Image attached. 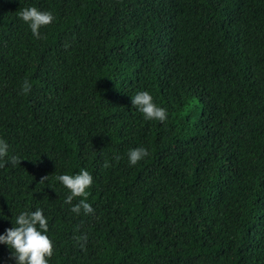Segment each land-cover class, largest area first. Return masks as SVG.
<instances>
[{"label": "trees", "instance_id": "obj_1", "mask_svg": "<svg viewBox=\"0 0 264 264\" xmlns=\"http://www.w3.org/2000/svg\"><path fill=\"white\" fill-rule=\"evenodd\" d=\"M0 139V233L41 208L49 264H264V0H0ZM81 168L89 214L53 179Z\"/></svg>", "mask_w": 264, "mask_h": 264}, {"label": "clouds", "instance_id": "obj_2", "mask_svg": "<svg viewBox=\"0 0 264 264\" xmlns=\"http://www.w3.org/2000/svg\"><path fill=\"white\" fill-rule=\"evenodd\" d=\"M18 18L27 25L34 38H40L39 29L48 25L54 20L50 11H41L34 6L21 7L17 13ZM31 85L24 81L22 91H29ZM131 106L138 111L145 121L163 122L167 113L164 107L158 106L152 95L147 90L136 91L130 96ZM8 144L0 139V166L17 165L21 159L16 155H8ZM148 155V150L143 147L130 148L127 153L129 165H135ZM119 157H117L118 159ZM104 167L109 166L107 160ZM46 178V177H45ZM44 178V179H45ZM55 181L65 190L63 204L69 206L72 213L89 214L93 211L91 204L86 197L89 195L87 189L92 184L93 177L90 172L81 168L78 172L69 174L61 172L53 177ZM74 198H79L73 203ZM0 211V219H4ZM11 227L5 228L0 233V244L5 245L11 253L14 264H49V257L52 255V242L48 234V218L43 214L42 209L37 207L34 210L25 208L19 211L14 220L11 217Z\"/></svg>", "mask_w": 264, "mask_h": 264}]
</instances>
